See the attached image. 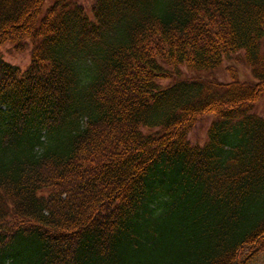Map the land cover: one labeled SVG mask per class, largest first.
<instances>
[{"label":"trees","instance_id":"obj_1","mask_svg":"<svg viewBox=\"0 0 264 264\" xmlns=\"http://www.w3.org/2000/svg\"><path fill=\"white\" fill-rule=\"evenodd\" d=\"M47 2L0 0V49L31 52L0 56V264H242L264 243V0Z\"/></svg>","mask_w":264,"mask_h":264},{"label":"rangeland","instance_id":"obj_2","mask_svg":"<svg viewBox=\"0 0 264 264\" xmlns=\"http://www.w3.org/2000/svg\"><path fill=\"white\" fill-rule=\"evenodd\" d=\"M54 0H48L46 7L44 9L47 10L49 6L53 4ZM79 4H83L86 7L92 4V0H77ZM0 56L8 63L21 68L23 71L28 69L31 64V52L30 49L24 53H18L14 50L11 45H4L0 49ZM226 67V66H225ZM237 69L240 72V77L242 79L250 77V71L247 70L243 65H238ZM183 75L185 77H190L191 74L187 73L183 70ZM215 76L217 79L224 81L226 79V75L224 72V68L218 71ZM229 80V79H228ZM167 83V81H166ZM255 111L264 116V98L260 100L257 104ZM214 116L203 117L198 121L195 128L189 135V139L193 145H204L207 141V132L213 122ZM240 261L242 264H264V243L252 249H246L243 251Z\"/></svg>","mask_w":264,"mask_h":264}]
</instances>
